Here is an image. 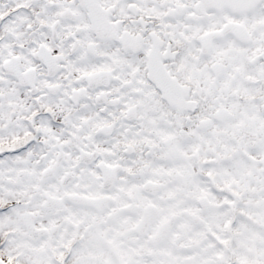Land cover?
I'll use <instances>...</instances> for the list:
<instances>
[{
	"label": "snow or ice",
	"instance_id": "1",
	"mask_svg": "<svg viewBox=\"0 0 264 264\" xmlns=\"http://www.w3.org/2000/svg\"><path fill=\"white\" fill-rule=\"evenodd\" d=\"M0 264H264V0H0Z\"/></svg>",
	"mask_w": 264,
	"mask_h": 264
}]
</instances>
